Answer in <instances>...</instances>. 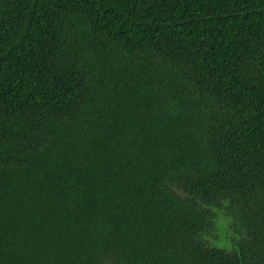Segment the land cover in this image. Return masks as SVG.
<instances>
[{
    "label": "trees",
    "instance_id": "trees-1",
    "mask_svg": "<svg viewBox=\"0 0 264 264\" xmlns=\"http://www.w3.org/2000/svg\"><path fill=\"white\" fill-rule=\"evenodd\" d=\"M0 264H264V0H0Z\"/></svg>",
    "mask_w": 264,
    "mask_h": 264
},
{
    "label": "rangeland",
    "instance_id": "rangeland-1",
    "mask_svg": "<svg viewBox=\"0 0 264 264\" xmlns=\"http://www.w3.org/2000/svg\"><path fill=\"white\" fill-rule=\"evenodd\" d=\"M211 236H214L215 235V231L213 230L211 233H210Z\"/></svg>",
    "mask_w": 264,
    "mask_h": 264
}]
</instances>
